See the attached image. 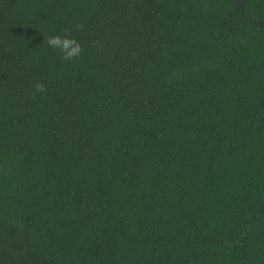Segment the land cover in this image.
Wrapping results in <instances>:
<instances>
[{
  "label": "trees",
  "instance_id": "16d2710c",
  "mask_svg": "<svg viewBox=\"0 0 264 264\" xmlns=\"http://www.w3.org/2000/svg\"><path fill=\"white\" fill-rule=\"evenodd\" d=\"M0 264H264V0H0Z\"/></svg>",
  "mask_w": 264,
  "mask_h": 264
},
{
  "label": "clouds",
  "instance_id": "9594fccd",
  "mask_svg": "<svg viewBox=\"0 0 264 264\" xmlns=\"http://www.w3.org/2000/svg\"><path fill=\"white\" fill-rule=\"evenodd\" d=\"M77 31H83L84 26L82 24L76 25ZM47 44L50 48L58 49L61 53L62 61H75L83 52L82 45L71 36L68 30H64L63 34H55L47 39ZM93 46L100 48L102 44L98 41H93ZM35 92H45L46 86L41 82L35 84ZM35 94V93H34Z\"/></svg>",
  "mask_w": 264,
  "mask_h": 264
}]
</instances>
